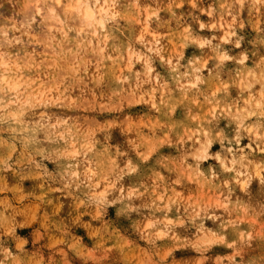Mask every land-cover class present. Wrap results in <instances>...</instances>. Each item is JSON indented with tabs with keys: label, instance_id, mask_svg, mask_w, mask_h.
Wrapping results in <instances>:
<instances>
[{
	"label": "clouds",
	"instance_id": "9594fccd",
	"mask_svg": "<svg viewBox=\"0 0 264 264\" xmlns=\"http://www.w3.org/2000/svg\"><path fill=\"white\" fill-rule=\"evenodd\" d=\"M0 264H264V0H0Z\"/></svg>",
	"mask_w": 264,
	"mask_h": 264
}]
</instances>
